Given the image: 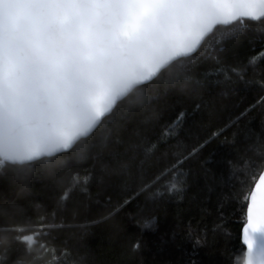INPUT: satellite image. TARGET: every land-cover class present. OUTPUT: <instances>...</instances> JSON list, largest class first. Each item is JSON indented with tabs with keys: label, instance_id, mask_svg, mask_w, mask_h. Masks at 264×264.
I'll return each mask as SVG.
<instances>
[{
	"label": "snow or ice",
	"instance_id": "6c2138e0",
	"mask_svg": "<svg viewBox=\"0 0 264 264\" xmlns=\"http://www.w3.org/2000/svg\"><path fill=\"white\" fill-rule=\"evenodd\" d=\"M252 30L259 31L260 50L251 48L248 63L237 64L229 53ZM256 56L264 62V0H0V178L28 190L29 179L39 173L49 180L58 205L77 192L90 195L93 185L134 184L136 195L110 213L115 216L141 196L155 200L182 194L188 182L182 169L223 136L225 150L217 161L223 171L203 190L207 200L216 198L214 227L204 223L206 212L200 219L190 213L181 227L191 255L172 264H198L195 257L209 246L210 232L215 243L217 232L230 223L226 205L238 202L236 185L244 184L237 176L247 171L253 183L240 203L239 251L245 264H264V67L255 64ZM209 61L226 84L236 83L233 74L246 75L249 64L259 67V81L253 84L260 95L235 113L234 121L175 154L160 148L178 139L184 112L158 135L137 131L123 151H105L111 139L97 144L102 127L111 131L115 121L107 118L127 89L138 86L147 94L145 112L132 119H143L141 127L154 130L163 120L152 108L155 94L187 90ZM69 117L72 131L67 129ZM246 122H258V129L247 127L242 138L239 126ZM43 156L55 159L41 160ZM85 165L91 167L81 174ZM0 211L7 213V206ZM26 223L35 222L29 218ZM39 224L42 238L68 247L60 240L64 227L55 214L41 217ZM143 229L155 231L156 218L142 222L141 236ZM31 230L3 228L0 264H23L19 257L30 251L33 237L25 233ZM141 247L137 239L131 251ZM61 251L52 249L56 264H67Z\"/></svg>",
	"mask_w": 264,
	"mask_h": 264
},
{
	"label": "trees",
	"instance_id": "16d2710c",
	"mask_svg": "<svg viewBox=\"0 0 264 264\" xmlns=\"http://www.w3.org/2000/svg\"><path fill=\"white\" fill-rule=\"evenodd\" d=\"M258 37L259 31L252 30L232 49L229 55L236 57L237 64L248 63L253 55L251 48L255 47L257 52L260 50ZM255 64L264 67V62L258 56L255 57ZM259 67L254 68L249 64L246 75L236 78L233 74L236 83L226 84L224 77L216 74L212 62L209 61L198 69L199 75L187 90L158 91L152 108L160 113L163 120L154 130L141 127L143 119H132L136 114L144 113L148 106L147 94L138 87L107 118L115 121L111 131L102 127L95 140L97 144H107L111 139V147H107L105 151H123L127 147L128 139L137 131L158 135L180 112H184L186 115L181 127L177 129L178 139L173 138L171 144L162 146L160 151L175 154L185 148L190 150L197 141L203 143V139L224 122L234 121L235 113L239 110L256 103L260 92L258 84H253V80L259 81ZM197 80L199 83H196ZM125 114L129 119H122ZM239 127L244 138V130L247 127L258 129V122H246ZM224 139L221 136L205 148L200 157L185 165L182 171L188 182L182 194L155 200H146L145 196H141L130 209L115 216H110V213L115 212L125 199L136 195L133 191L134 184L126 185L120 180L107 186L93 185L90 195L81 196L77 192L58 205L56 193L49 188V180L39 173H34L29 179L28 190H24L11 178H0V208L7 206V213L0 211V232L4 227L32 229L25 233L33 237V244L28 254L19 257L23 264H56L58 257L52 254L54 247L62 249L61 257L67 264H172L180 259L187 261L191 255V243L181 225L187 224L190 213L200 219L201 214L206 212L208 215L204 223L209 229L214 227L213 221L216 219L218 207L216 198L213 196L211 200H207L203 190L214 183V175L219 176L223 171L217 161L225 150ZM228 139H232L231 133L228 134ZM177 145L180 146L179 149ZM84 146V141L81 140L80 148ZM90 167L85 165L79 171L83 174ZM72 174L75 175V172ZM237 179L243 180L244 184L236 185L234 195L238 202H229L226 205L225 211L230 223L226 229L217 232L215 243L212 242L211 232L209 233V246L200 248L195 257L198 264H245V254L239 251L238 239L240 224L244 219L240 203L244 202L253 177L247 171L244 176H237ZM163 183L166 184L167 181ZM25 205L30 206L27 211L24 210ZM53 214L57 216V223L64 227L60 240L67 241V248L52 245L40 235L41 217ZM151 217L156 218V230L143 229L141 236L138 231L140 225L146 218ZM29 218L35 223H26ZM3 238L0 235V239ZM137 239L142 240V247L133 254L131 249ZM41 245L48 250L45 251ZM22 247L25 250L29 248L28 245Z\"/></svg>",
	"mask_w": 264,
	"mask_h": 264
},
{
	"label": "water",
	"instance_id": "95a60500",
	"mask_svg": "<svg viewBox=\"0 0 264 264\" xmlns=\"http://www.w3.org/2000/svg\"><path fill=\"white\" fill-rule=\"evenodd\" d=\"M137 88H138V86H133V87L127 89V91L124 92L123 95L118 98L117 104H119L120 102H122L125 98H127ZM67 129H68V131H72L73 130V125H72V122H71V117H69L68 120H67ZM81 140H83V139H81ZM46 158H49V157L43 156V157H41V160L42 159H46Z\"/></svg>",
	"mask_w": 264,
	"mask_h": 264
}]
</instances>
